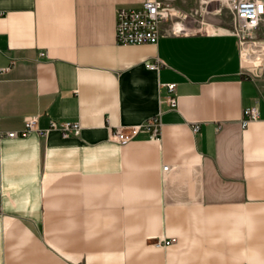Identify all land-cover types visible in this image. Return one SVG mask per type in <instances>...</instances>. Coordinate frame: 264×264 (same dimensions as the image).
<instances>
[{"label":"crops","instance_id":"obj_1","mask_svg":"<svg viewBox=\"0 0 264 264\" xmlns=\"http://www.w3.org/2000/svg\"><path fill=\"white\" fill-rule=\"evenodd\" d=\"M141 1L0 0V131L36 117L0 139V264H264V78L226 28L116 43Z\"/></svg>","mask_w":264,"mask_h":264},{"label":"built area","instance_id":"obj_2","mask_svg":"<svg viewBox=\"0 0 264 264\" xmlns=\"http://www.w3.org/2000/svg\"><path fill=\"white\" fill-rule=\"evenodd\" d=\"M195 7L190 11L178 9L170 0H142L137 7H116L115 11V41L118 44L156 43L160 35V25L169 24L171 34L192 33L196 31L197 23H203L205 14H218L222 8H226L231 17V25L226 31L235 34L239 38L240 57L243 62V70L264 78V39H261L259 29L264 22V0H196ZM163 62L156 58L146 61L149 68L157 69ZM167 89L172 91L174 83H168ZM167 101L171 107L176 106V96L170 95ZM243 124L257 118V109L247 107L244 109ZM155 115L146 119L139 125L129 127L116 126L111 131V139L118 143H126L140 129L149 130L153 136L159 131L160 119ZM36 117H25L24 127L21 131H0V139L4 136L14 137L25 135L35 129ZM50 128L60 131L63 136L79 135L81 125L77 121L50 120ZM198 126H192L196 131ZM163 173L169 170L168 165L161 166ZM175 238L162 239L157 245H168L175 242Z\"/></svg>","mask_w":264,"mask_h":264},{"label":"rangeland","instance_id":"obj_3","mask_svg":"<svg viewBox=\"0 0 264 264\" xmlns=\"http://www.w3.org/2000/svg\"><path fill=\"white\" fill-rule=\"evenodd\" d=\"M172 3L180 10L190 11L191 8L195 7L196 0H170ZM202 19L203 23H197L198 30H207L211 31L216 28H226L231 25V17L226 8H222V10L215 15L205 14L202 17L198 18Z\"/></svg>","mask_w":264,"mask_h":264}]
</instances>
